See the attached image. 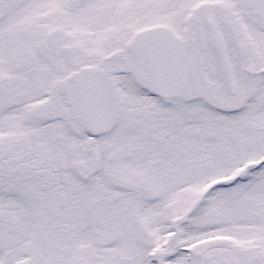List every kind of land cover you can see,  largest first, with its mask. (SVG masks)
Instances as JSON below:
<instances>
[{
    "label": "flooded vegetation",
    "instance_id": "1",
    "mask_svg": "<svg viewBox=\"0 0 264 264\" xmlns=\"http://www.w3.org/2000/svg\"><path fill=\"white\" fill-rule=\"evenodd\" d=\"M153 27L176 35L173 94L142 81ZM89 68L118 91L110 125L80 114ZM171 262L264 264V20L243 0H0V264Z\"/></svg>",
    "mask_w": 264,
    "mask_h": 264
},
{
    "label": "water",
    "instance_id": "2",
    "mask_svg": "<svg viewBox=\"0 0 264 264\" xmlns=\"http://www.w3.org/2000/svg\"><path fill=\"white\" fill-rule=\"evenodd\" d=\"M246 2L254 5L256 7L257 11L259 13H261V14L264 15V0H246ZM141 52H142L141 54H144L143 49L141 50ZM143 59H144V57H143ZM143 66H144L143 79H144V81H145V83L147 85H151V81H150L151 80V77H148L149 74L147 73L148 63H147L146 58L144 59ZM166 76H169L170 79L173 78V77H175V72H174L172 66L170 67L169 72H167L166 74H164L162 76V78L165 79ZM155 88L162 89L160 83L157 84V86ZM106 91L110 92L108 89ZM106 100H107V107H108V110L106 112V117H107L106 118V122L109 123V122L112 121V119L115 116V98H114V96H113L112 93H109V95L107 94V96H106ZM101 114H102V111L101 110H98V111H96L94 113V115H97V116L98 115H101Z\"/></svg>",
    "mask_w": 264,
    "mask_h": 264
},
{
    "label": "rangeland",
    "instance_id": "3",
    "mask_svg": "<svg viewBox=\"0 0 264 264\" xmlns=\"http://www.w3.org/2000/svg\"><path fill=\"white\" fill-rule=\"evenodd\" d=\"M137 19L140 20V19H142V18H141L140 15H138ZM139 28H140V24H139V22H138V27H137V29H139ZM172 263H173V262H171V264H172Z\"/></svg>",
    "mask_w": 264,
    "mask_h": 264
}]
</instances>
